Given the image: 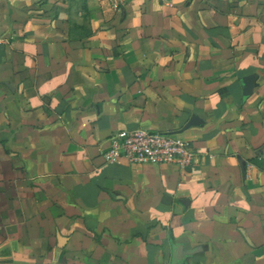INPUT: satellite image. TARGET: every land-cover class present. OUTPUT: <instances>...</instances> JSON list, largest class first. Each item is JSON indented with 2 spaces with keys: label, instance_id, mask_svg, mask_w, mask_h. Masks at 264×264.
<instances>
[{
  "label": "crops",
  "instance_id": "crops-1",
  "mask_svg": "<svg viewBox=\"0 0 264 264\" xmlns=\"http://www.w3.org/2000/svg\"><path fill=\"white\" fill-rule=\"evenodd\" d=\"M0 264H264V0H0Z\"/></svg>",
  "mask_w": 264,
  "mask_h": 264
},
{
  "label": "built area",
  "instance_id": "built-area-1",
  "mask_svg": "<svg viewBox=\"0 0 264 264\" xmlns=\"http://www.w3.org/2000/svg\"><path fill=\"white\" fill-rule=\"evenodd\" d=\"M194 157L192 146L176 134L141 128L116 132L102 153L108 164L123 160L130 165L175 166L183 170L193 164Z\"/></svg>",
  "mask_w": 264,
  "mask_h": 264
}]
</instances>
